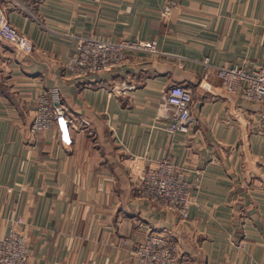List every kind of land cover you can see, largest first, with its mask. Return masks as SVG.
Listing matches in <instances>:
<instances>
[{"label": "crops", "instance_id": "0c3cea01", "mask_svg": "<svg viewBox=\"0 0 264 264\" xmlns=\"http://www.w3.org/2000/svg\"><path fill=\"white\" fill-rule=\"evenodd\" d=\"M169 6V11H165ZM31 39L0 37V237L17 216L28 264H137L135 243L172 233L183 264H264L261 107L229 93L213 65L264 58V0H3ZM79 35L156 39L110 71L75 77ZM173 82L192 88L187 132L158 117ZM68 108L30 133L36 97ZM169 158L192 186L189 216L139 195L133 161ZM126 239V242H123Z\"/></svg>", "mask_w": 264, "mask_h": 264}, {"label": "built area", "instance_id": "2783aa9c", "mask_svg": "<svg viewBox=\"0 0 264 264\" xmlns=\"http://www.w3.org/2000/svg\"><path fill=\"white\" fill-rule=\"evenodd\" d=\"M169 11V6L166 7ZM0 37L11 41L22 49L29 50L33 43L30 37L19 29L4 10L0 0ZM136 52L159 53L156 39L115 40L96 35H79L77 51L64 67L75 77H86L92 73L110 71L125 63L129 54ZM208 71L202 85L211 87L207 79L209 69L214 68L221 85L229 93L240 92L261 110L258 114L259 130L264 133V58L250 68L240 62L213 65L209 56L203 58ZM30 133L37 138L41 131L55 122L66 126L70 117L65 105H54L50 92L43 91L36 97ZM192 88L180 82H173L164 90L158 105V117L168 120L171 132H187L192 120ZM141 197L155 202L158 206L178 211L183 219L189 216L192 182L176 168L169 158H162L156 166H146L139 161L129 164ZM126 242V239H123ZM137 264H183L179 259L177 244L172 233L151 231L135 243ZM30 258L29 239L24 219L17 216L7 233L0 237V264H28Z\"/></svg>", "mask_w": 264, "mask_h": 264}]
</instances>
